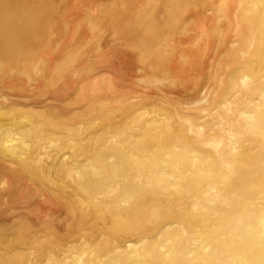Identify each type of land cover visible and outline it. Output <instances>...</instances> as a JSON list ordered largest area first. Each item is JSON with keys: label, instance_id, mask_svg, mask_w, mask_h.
I'll return each mask as SVG.
<instances>
[{"label": "bare ground", "instance_id": "bare-ground-1", "mask_svg": "<svg viewBox=\"0 0 264 264\" xmlns=\"http://www.w3.org/2000/svg\"><path fill=\"white\" fill-rule=\"evenodd\" d=\"M0 264H264V0H0Z\"/></svg>", "mask_w": 264, "mask_h": 264}]
</instances>
